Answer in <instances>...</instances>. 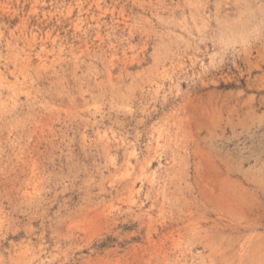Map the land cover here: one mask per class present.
<instances>
[{
	"label": "rangeland",
	"instance_id": "rangeland-1",
	"mask_svg": "<svg viewBox=\"0 0 264 264\" xmlns=\"http://www.w3.org/2000/svg\"><path fill=\"white\" fill-rule=\"evenodd\" d=\"M0 264H264V0H0Z\"/></svg>",
	"mask_w": 264,
	"mask_h": 264
}]
</instances>
